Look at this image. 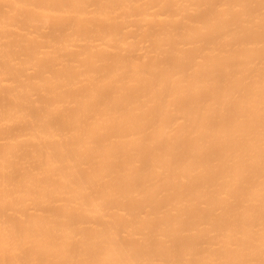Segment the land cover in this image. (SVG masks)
I'll list each match as a JSON object with an SVG mask.
<instances>
[{"label":"bare ground","instance_id":"bare-ground-1","mask_svg":"<svg viewBox=\"0 0 264 264\" xmlns=\"http://www.w3.org/2000/svg\"><path fill=\"white\" fill-rule=\"evenodd\" d=\"M0 264H264V0H0Z\"/></svg>","mask_w":264,"mask_h":264}]
</instances>
